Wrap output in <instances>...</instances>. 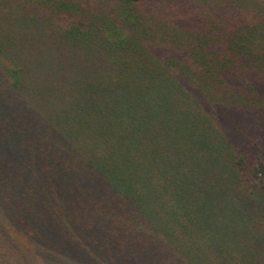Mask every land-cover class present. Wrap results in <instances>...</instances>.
Segmentation results:
<instances>
[{
    "label": "trees",
    "instance_id": "obj_1",
    "mask_svg": "<svg viewBox=\"0 0 264 264\" xmlns=\"http://www.w3.org/2000/svg\"><path fill=\"white\" fill-rule=\"evenodd\" d=\"M199 1L55 0L58 69L22 59L0 11L1 218L34 252L264 264V146L244 117L264 106V0Z\"/></svg>",
    "mask_w": 264,
    "mask_h": 264
},
{
    "label": "rangeland",
    "instance_id": "obj_2",
    "mask_svg": "<svg viewBox=\"0 0 264 264\" xmlns=\"http://www.w3.org/2000/svg\"><path fill=\"white\" fill-rule=\"evenodd\" d=\"M190 1L194 9L201 11L199 0V2ZM172 2L173 0H142L136 8L145 12L161 8L166 4L171 6L174 4ZM52 3H56L55 0H0V11L10 20H17L21 27L20 45L17 48L19 56L25 61L36 57L53 58L51 65L54 64L53 68L58 69L64 61H67L65 60L67 57L59 52L62 43L59 18L62 10L50 6ZM86 5L92 8L96 6L98 9L106 7V5L93 1H86ZM246 112L245 119L254 124V127H251L254 132L247 142L253 141V149H262L264 146V106ZM2 208H0V264H62L58 254L52 253L47 256L41 252H34L30 244L32 239H27L15 233L13 229H9L8 220L1 218L4 210Z\"/></svg>",
    "mask_w": 264,
    "mask_h": 264
}]
</instances>
